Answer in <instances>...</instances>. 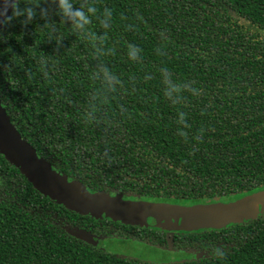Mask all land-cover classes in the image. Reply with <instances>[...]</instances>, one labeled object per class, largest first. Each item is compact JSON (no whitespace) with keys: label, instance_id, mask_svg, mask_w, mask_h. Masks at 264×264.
<instances>
[{"label":"trees","instance_id":"1","mask_svg":"<svg viewBox=\"0 0 264 264\" xmlns=\"http://www.w3.org/2000/svg\"><path fill=\"white\" fill-rule=\"evenodd\" d=\"M36 4L49 9L47 20L37 8L31 23L18 17L0 29V102L53 170L126 200L193 205L264 190V0H97L101 12H113L108 29L95 16L86 29L107 33L109 54L100 57L51 0H20L22 9ZM129 45L141 49L137 60ZM99 63L121 84L98 122H88ZM165 68L199 95L184 91L172 103ZM181 111L186 129L177 124ZM107 238L192 258L117 255L100 247ZM218 247L223 258L214 255ZM0 264H264V216L228 229L167 232L80 215L45 198L0 153Z\"/></svg>","mask_w":264,"mask_h":264},{"label":"water","instance_id":"2","mask_svg":"<svg viewBox=\"0 0 264 264\" xmlns=\"http://www.w3.org/2000/svg\"><path fill=\"white\" fill-rule=\"evenodd\" d=\"M3 24L0 23V29ZM0 153L11 165L20 169L45 198L80 215L167 232L228 229L264 216V190L231 202L198 203L189 206L126 200L120 195L89 192L78 183L69 181V178L53 170L43 158L38 157L33 148L14 131L1 102ZM79 237L95 246L98 243L89 234L80 233Z\"/></svg>","mask_w":264,"mask_h":264},{"label":"clouds","instance_id":"3","mask_svg":"<svg viewBox=\"0 0 264 264\" xmlns=\"http://www.w3.org/2000/svg\"><path fill=\"white\" fill-rule=\"evenodd\" d=\"M53 5L57 6L58 13L65 23H68L72 28L84 35L92 43V47L95 49L97 57L109 54L104 45L107 40V33L102 34L89 33L86 31L87 26L91 23V18L95 16L102 28L108 29L113 20L112 9L104 7L101 12L97 7V0H81L79 6L73 3V0H51ZM41 4L27 5L23 9L20 7V0H0V23L10 22L13 18L24 17L23 23L25 25L31 23L36 17L39 9V15L42 19L47 20L49 16V9L47 7H41ZM9 12L12 13L9 16ZM52 23H46L45 26H50ZM141 49L134 45H129V57L130 59L137 60ZM158 54L160 50L157 49ZM162 75L166 84L165 96L172 101V103H179L182 99V93L188 91L193 95H199V90L192 87L190 82L188 83H174L171 79V74L168 70L162 69ZM47 75V73H45ZM93 80H99L101 87L90 98L89 110L85 113L86 121L98 122L97 113L100 110V106L106 103L111 93L117 91L118 85L121 84L119 78L104 64L99 63L96 66L95 71L92 74ZM177 124L186 129L189 127L184 112H179ZM177 134L181 137L187 138L188 133L178 128ZM202 130L195 138L200 139ZM214 255L223 258L226 253L222 248H216Z\"/></svg>","mask_w":264,"mask_h":264},{"label":"rangeland","instance_id":"4","mask_svg":"<svg viewBox=\"0 0 264 264\" xmlns=\"http://www.w3.org/2000/svg\"><path fill=\"white\" fill-rule=\"evenodd\" d=\"M181 205L189 206L186 204ZM100 247L109 253L157 263L181 262L192 258L188 253L163 250L136 241L120 238L103 239L101 240Z\"/></svg>","mask_w":264,"mask_h":264}]
</instances>
